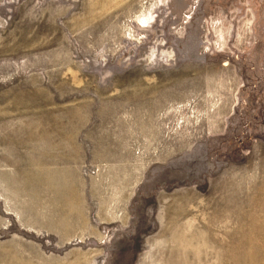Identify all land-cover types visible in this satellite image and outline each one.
Wrapping results in <instances>:
<instances>
[{
    "label": "rangeland",
    "instance_id": "1",
    "mask_svg": "<svg viewBox=\"0 0 264 264\" xmlns=\"http://www.w3.org/2000/svg\"><path fill=\"white\" fill-rule=\"evenodd\" d=\"M0 264H264V0H0Z\"/></svg>",
    "mask_w": 264,
    "mask_h": 264
}]
</instances>
